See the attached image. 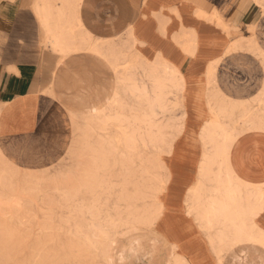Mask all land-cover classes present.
Returning a JSON list of instances; mask_svg holds the SVG:
<instances>
[{"label": "bare ground", "instance_id": "bare-ground-1", "mask_svg": "<svg viewBox=\"0 0 264 264\" xmlns=\"http://www.w3.org/2000/svg\"><path fill=\"white\" fill-rule=\"evenodd\" d=\"M35 1L36 12L54 50L92 52L113 73V86L105 101L98 106L75 109L73 117L70 116L73 130L81 131V139L76 145H69L67 152L81 149L90 158L83 169L84 178L72 186L73 193H68L71 199L83 187L90 195L103 190L106 202L111 197L127 202V216L120 215L121 210L115 215L109 214L103 221L101 209L94 204L88 208L90 218L76 224L77 232L84 235V242L99 249L106 264H116L113 229L134 228L138 223L152 225L164 210L159 196L166 189L169 175L165 172L163 155L171 152L183 122L178 114L170 121L163 113L167 109L176 110L182 104L185 77L165 58L154 61L143 58L136 50L132 28L121 37H94L77 16L81 0H60L57 5L52 0ZM195 13L216 22L227 34L239 29L217 13L209 14L201 9ZM176 15L181 17L179 12ZM160 23L166 27L165 21ZM181 26L177 41L187 53L194 54L195 30L188 31ZM251 30L254 32L255 28ZM238 37L233 33L224 55L243 51ZM218 64L216 60L207 66L209 117L200 130L203 153L196 180L186 197L187 213L196 218L217 255L221 256L225 247L238 241H245L248 248L264 253V228L257 221L264 212V181L243 179L230 159L231 150L242 135L264 132V77L256 94L233 96L220 86ZM255 104L260 107L253 111ZM0 154L4 155L1 149ZM8 160L14 163L13 159ZM154 167L163 169L164 177L154 173ZM4 178L2 171L0 183ZM140 178L144 183L138 186ZM145 179L152 181L149 192L144 189L148 185ZM149 196L154 203L139 208L137 200L146 201ZM107 207L108 204L105 210ZM114 207L119 208L120 204L117 202ZM257 258L252 264H264V255ZM170 264L189 262L173 249Z\"/></svg>", "mask_w": 264, "mask_h": 264}, {"label": "crops", "instance_id": "crops-1", "mask_svg": "<svg viewBox=\"0 0 264 264\" xmlns=\"http://www.w3.org/2000/svg\"><path fill=\"white\" fill-rule=\"evenodd\" d=\"M167 1L81 0L77 16L94 37L116 38L133 27L134 35L139 39L138 47L147 58L154 59L157 53H161L171 63H178L183 73L186 69L189 79L195 77L196 82L200 79V72L207 75L211 61L219 60V64H224L222 61L232 53L242 55L249 52L224 55L225 48L232 41L223 30L219 33L224 34L226 41L221 35L214 40L200 41L198 29L207 19L198 18L195 10L220 15L217 10L207 11L203 0H193L196 5L192 6V15L186 13L189 5L179 10L176 4L171 6ZM35 2L0 0V147L17 164L27 166L64 155L68 148L67 135L73 133L71 110L100 105L113 86L112 71L92 52L63 53L52 48ZM52 3L57 5L60 0H52ZM170 7L174 17L169 14ZM263 16L264 12L255 0H234L226 11L227 21L242 27L245 35L252 33L250 25L255 26L254 32L264 47V35L259 31ZM164 20L168 21L165 28L160 23ZM182 24L188 31L195 30L197 47L194 54L187 53L177 41ZM175 63L173 65L182 73ZM226 70L224 67L223 76L227 75ZM217 72L222 86L218 68ZM223 81L222 87L228 93H231V86L246 90L244 83ZM188 151L184 167L173 170L178 175L169 179L161 194L163 213L155 226L143 230L142 236L137 235L144 239L145 246L138 238H133L126 254L116 252V264H123L131 257L137 259H131L130 264L137 261L170 264L173 249L189 264H252L258 261L257 256L250 253L262 250L248 248L245 241L232 243L223 249L221 256L217 255L196 218L187 213L186 197L198 174L203 141L202 152L196 148L185 149V153ZM230 159L240 177L263 182L264 132L242 135L232 148ZM257 221L264 228V212ZM154 237L161 240L159 248V241ZM140 256L143 258H138Z\"/></svg>", "mask_w": 264, "mask_h": 264}, {"label": "rangeland", "instance_id": "rangeland-1", "mask_svg": "<svg viewBox=\"0 0 264 264\" xmlns=\"http://www.w3.org/2000/svg\"><path fill=\"white\" fill-rule=\"evenodd\" d=\"M233 1L203 0L206 10H217L224 21H227L226 11ZM259 1L261 9L264 10V0ZM167 3L171 6L176 4L179 10L183 9L184 5H189L186 13L191 15L192 6L196 5L193 0H169ZM170 8V11L168 9L165 11H169V14L174 17V11L172 7ZM198 18L207 19V21L203 20V24L198 29L200 41L210 38L214 40L219 35L223 36L225 41L227 40L224 34L219 33L222 28L216 22L210 21L206 17ZM164 21L167 25L168 21ZM254 27L250 25L249 29ZM131 28L136 50L143 58L151 61L165 58L161 53H157L153 60L150 56H148V59L138 47L139 39L134 35L133 27ZM238 28L233 33L239 36L242 50L249 52L242 55L232 53L222 61L224 64H218L217 68L220 72L222 86L225 84L223 81L225 79L227 82L236 80L234 82L238 84H245V91H241V87L231 86V95L249 97L257 93L264 77V49H262L264 47L259 42L256 32L254 33L252 30L250 35H245L242 27ZM259 31L264 35V16L259 23ZM124 33L119 36H125ZM233 33H228L227 37L231 38ZM228 41L230 42V39ZM179 46L184 53L182 46L180 44ZM167 61L171 62L168 59ZM175 64L182 71V67L178 63ZM261 64L263 67L260 66ZM224 67L227 68V75L225 76L222 73ZM184 70L185 73L183 71L182 73L186 85L183 91V102L178 109H167L163 113L164 117L170 121L178 114L179 120L183 122V128L181 132H178V136L174 139L172 145L174 151L171 150L172 154L169 152L163 155L165 172L169 175V179H175L178 175L177 171H173L174 169L184 167L185 158L188 157L187 153H189V151L185 153V149L196 148L201 149L202 152V140L199 136V130L209 117L206 103L208 90L206 72L205 74L200 72V79L196 82L195 77H192L193 80L189 79L187 70ZM258 107L260 106L255 104L251 110H257ZM74 111L75 109L71 110V117H73ZM76 119L78 122L82 120L80 117H76ZM79 139H81V131L73 130V133L67 135V145L72 144L74 146ZM67 150H65L64 155L56 158H48L45 161H39L40 163L32 162L34 165L31 166L33 167L17 164L15 161L11 163L5 153L3 156L0 154V173L3 171L5 177L3 183H0V264H106L99 249L84 242V235L77 232L76 224L90 218L88 208L94 206V204L101 209L100 216L103 221H106L109 214L115 215L116 212L121 210L123 212L120 215L127 216L125 211L127 202L116 197H111L109 198L110 201L106 202L107 195L103 190L100 189V194L90 195L83 187L78 196L71 199L68 193H73L72 186H76V184H79V179L84 178L83 169L89 164L90 158L81 149H77L75 153H68ZM1 151L3 152L2 149ZM153 172L164 177L163 169L154 167ZM145 182H148V185L144 189L149 192L152 181L145 179ZM143 183L144 181L140 178L138 186ZM115 185L118 184L115 183ZM128 192H132V189ZM161 194L159 196L160 202H162ZM153 200V197L149 196L146 201L137 200V204L139 208H142L145 204H152ZM117 202L120 204L119 208L114 207ZM107 204L109 208L107 207L105 210ZM157 220L152 225L138 223L134 228L117 227L113 229L116 238L114 252L118 251L119 254H126L133 238H138L143 243L144 239L140 237L143 235V230L155 226ZM153 239L159 241L157 242L159 248L161 240L155 237ZM150 242L151 239L148 244ZM251 254L257 257L264 255L262 251ZM131 259L137 258L131 257ZM130 260H126L123 264H130L128 263ZM131 264H142V261L132 262Z\"/></svg>", "mask_w": 264, "mask_h": 264}]
</instances>
